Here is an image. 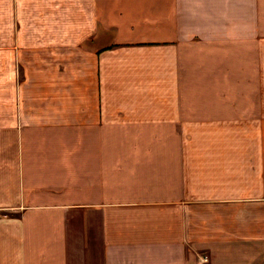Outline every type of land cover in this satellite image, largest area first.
<instances>
[{
  "label": "crops",
  "instance_id": "obj_1",
  "mask_svg": "<svg viewBox=\"0 0 264 264\" xmlns=\"http://www.w3.org/2000/svg\"><path fill=\"white\" fill-rule=\"evenodd\" d=\"M0 264H264V0H0Z\"/></svg>",
  "mask_w": 264,
  "mask_h": 264
},
{
  "label": "built area",
  "instance_id": "obj_2",
  "mask_svg": "<svg viewBox=\"0 0 264 264\" xmlns=\"http://www.w3.org/2000/svg\"><path fill=\"white\" fill-rule=\"evenodd\" d=\"M201 261L204 262V263H207L209 262V257L208 256H204L201 258Z\"/></svg>",
  "mask_w": 264,
  "mask_h": 264
}]
</instances>
